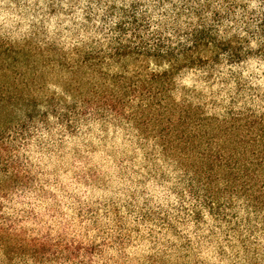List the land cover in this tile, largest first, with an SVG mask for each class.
Returning <instances> with one entry per match:
<instances>
[{"label": "trees", "instance_id": "16d2710c", "mask_svg": "<svg viewBox=\"0 0 264 264\" xmlns=\"http://www.w3.org/2000/svg\"><path fill=\"white\" fill-rule=\"evenodd\" d=\"M166 3L170 8H164ZM23 5L28 10L19 20L0 21V173L11 170V175L6 180L0 175V196L8 197L17 190L23 194L34 189L38 174L43 172L42 169H37V173H33L28 166L31 161L25 165L27 156L23 159L20 156L12 158V149L5 143L9 131L18 135L19 143L12 145L18 149L30 143V138L37 135V131H46L51 137L52 130L59 127L55 145L51 144V140L40 139L37 140V145L46 147L49 153L55 151L63 155L65 137L79 136L81 121L88 123L96 119V115L84 117L83 113L74 112L72 123H69L66 114L61 115L57 123H53L46 116L36 115L35 105L40 102L36 94L43 90L48 79L58 78L57 82H61L63 75L67 74L68 80L62 82L66 90L83 101L86 105L85 112L95 108L96 114L103 116L101 108L114 111L118 117L133 121L145 142L155 138L165 157L179 161L185 174L170 191L182 195L180 184L186 179L188 182L185 188L189 193L198 200L202 197L204 206L214 219L229 225L228 230L231 232H236L240 227L239 221L232 225L238 214L229 211L234 207L232 195L245 196L257 213L256 219L264 221V217L260 215L264 213V115L256 117L250 109L247 112L233 111L240 101H244V106L247 107L253 95L264 101V89L260 84L253 86L251 83L252 78L259 79V76L254 72H250L248 77L243 75L252 60L264 62V23L259 28L252 27L251 24L245 28L248 37H240L238 33L228 37L229 28H225L224 36L220 35V26L225 20L235 18L237 8L248 12L247 2L43 0L41 3V0H33L29 8L28 0H23ZM149 6L152 7V12H149ZM153 14L171 18L172 30L177 34V39L179 35H183L185 41H196L192 48L183 51V61L173 56V52H169L167 57L159 53L167 39L160 29L153 33L157 53L146 54L139 49H118L114 55L101 54L98 52L102 41L96 35H88L93 32L101 34L109 40V46L112 47L128 31L133 30L135 34V31L143 29L147 32L152 23L162 24L167 31L169 20L153 21ZM182 16L187 18V27L181 31L179 22ZM253 16L255 20H252ZM249 18L253 24L257 20H264V0H258V8L251 10ZM97 20L99 23H96ZM249 37L256 39V48L250 46ZM210 43L215 46L209 47ZM68 44L72 45L71 52H65ZM178 47L183 48V45ZM148 55H156L158 64L161 59L172 61L171 71L164 75L151 74L149 78ZM202 56H208V59H201ZM109 59L114 64H106ZM114 66L125 71L131 67L134 75L109 76L104 68L112 69ZM192 66H196L200 72L199 80L211 84L218 82L221 85L210 93L211 99L207 103L223 105L226 96L227 118L221 120L216 116L204 115V109L199 104L204 102L203 98L207 94L203 89L197 91L195 85L192 89L184 86L188 102L177 104L173 101L169 95V90L174 87L172 76L181 68ZM189 70L185 69L184 75ZM230 84L233 85L231 88L228 87ZM255 103L252 100V104ZM192 104L198 106L193 107ZM31 106L33 111L27 113L29 119L24 122L22 113L30 111L27 107ZM261 109H264V104H261ZM72 151L77 159H90L75 145ZM153 152L147 153V156L152 157ZM189 170L194 172L192 177H188ZM157 171L156 168L150 170V175L155 176ZM75 175L85 184H106L104 175L95 166L86 173L81 171ZM169 179L171 177L161 173L156 184L164 186ZM221 180L225 182L224 188L219 187ZM139 183L143 184L144 181ZM48 195L53 198L55 196L53 193ZM131 195L132 200L125 202L128 216L136 212L131 228L127 217L119 215V209L116 208L113 209L117 214L113 216L112 224L101 226L100 209L103 208L104 217H108V205L115 202L111 198L104 202L97 199L78 203L76 216L83 226L82 232L77 233L76 229H72L75 234H70L69 221L66 225L62 224L55 240L51 235V225L43 231L39 240H27L21 235L14 237L13 233L20 220L0 213V248H3L8 257V262L0 259V264H11L13 254L18 255L23 264H27L23 260L25 255L32 256L35 264H211L210 261L201 259L194 247L211 245V237L216 236L215 230L210 229L209 235L204 236L202 241H194L183 234L179 227L194 222L193 231L199 232L201 224L207 223L199 207L193 205L190 213L182 200L176 206L169 202V208L175 207L173 215L163 205L156 204L153 207V198L147 187L141 188L138 194L133 191ZM138 197L143 198L139 212L133 204ZM79 199L77 197L78 202ZM4 207L3 202H0V210ZM181 212L184 213L183 216L180 215ZM85 221L89 223L85 224ZM145 223H152L160 228L166 225L168 231L177 237L178 243L169 241L164 246L157 247L155 242H151L150 248L130 256L127 249L133 244L134 234L141 236L139 225ZM248 223H252V218H248ZM93 229L96 231L90 236ZM256 230L264 231V223L261 229ZM153 231L154 229L149 230V237ZM239 243L244 252L245 264H264V248L250 249L249 242L242 237V233ZM216 251L220 256L224 255L222 246ZM176 253L177 256L170 260L169 256Z\"/></svg>", "mask_w": 264, "mask_h": 264}, {"label": "clouds", "instance_id": "9594fccd", "mask_svg": "<svg viewBox=\"0 0 264 264\" xmlns=\"http://www.w3.org/2000/svg\"><path fill=\"white\" fill-rule=\"evenodd\" d=\"M43 0H41V3ZM248 3V12H244L242 9L237 8L235 18L232 20H225L223 25L220 26V35L224 36L225 28H229L227 36L232 37L233 34H237L240 37H248L249 34L245 31V28L252 27L259 28L264 20H257L254 24L252 20H255V16L252 20L249 18V13L252 9L258 8V0H243ZM33 0H28L29 8L31 7ZM164 8H170L167 3ZM23 5V0H0V21H17L21 15L27 11ZM149 12H152V7L149 6ZM160 11H163L161 9ZM169 20L168 30L165 31L162 24L152 23L149 30L145 32L143 29L138 31H128L122 39L114 42L112 47L109 46V40L105 39L101 34L95 32L89 33L88 35H96L98 39L102 41L101 50L98 53H111L119 49L123 51L125 49H139V51L157 53L156 47L157 42L153 37V33L160 29L163 33V37H167L164 41V46L160 48L159 53L163 54L164 57L168 56L169 52H173L178 60L183 61V51L190 49L194 46L196 41H185L183 35L174 33L171 26V18L159 16L158 14L152 15V20L163 21ZM186 17H181L179 27L181 31L187 27L185 24ZM195 19V17H193ZM99 23V20L96 21ZM8 25L6 24V27ZM83 36V33H82ZM162 37V38H163ZM87 38V37H84ZM232 43H235L234 41ZM249 43L252 48H256L257 41L249 37ZM183 45V48L178 45ZM215 45L210 43L209 47ZM72 45H66L65 52H71ZM147 61V72L155 75H164L171 71L173 62L168 59H161L160 63H157L156 55H148ZM78 58V57H77ZM201 59L207 60L208 56H202ZM106 64H114L109 59ZM185 69H190L186 75H184ZM235 70V69H233ZM104 71L109 76L122 74L125 76L134 75V70L130 67L127 71L114 66L112 69L107 67ZM250 72H254L259 76V79L252 78L251 83L253 86L260 84L264 89V62L258 60H252L250 66L244 70V77H248ZM227 73L225 69L224 74ZM200 72L196 69V66L184 67L180 71L176 72L172 76L173 88L169 90V95L173 101L177 104H182L187 101V93L184 90V86L188 89H192L195 85V89L199 91L203 89L205 95L204 102L200 103L199 106L204 109V115L207 117L216 116L223 120L228 117V111L225 105L228 104L227 97L224 98L223 105H212L207 103L211 99L210 93L216 88L221 87L217 82L211 84V82L205 83L198 79ZM68 75L64 74L62 81L68 80ZM58 78H50L46 81L43 90L39 92L37 98L40 102L35 105L36 115L46 116L47 119L53 123H57L61 115H67L69 123H72V114L83 113L84 117L96 115V119L90 120L88 123L81 121L80 123V135L76 137H65L66 147L63 149V155H59L57 152L49 153L46 147H38L37 140L48 141L51 140V144L55 145L57 142L55 137L59 134V127L52 130V136L44 131H37V135L30 138L31 142L22 145L18 149L12 147L19 143L18 135L14 132L9 131L5 143L12 149L11 155L14 159L16 156H20L21 159L27 156L25 165H28V161H31L33 173H37V169H42V174H38L39 178L34 186V189L28 190L20 194L17 190L16 193H10L8 197L0 196V202H3L5 207L0 210V213L19 219L20 224L13 236L21 235L27 240L33 238L39 240L44 230H47L48 226L52 227V237L55 240L56 233L61 230L62 224H68L71 221V225L68 228L70 234L72 229H76V232H82L83 226L80 225L79 220L76 216V209L78 203L91 202L99 199L101 202L111 198L115 203L108 205L109 215L104 217V209H100V225L106 226L112 224V218L117 213L113 209H119V215L127 217L129 228L132 227L134 220L132 216H128V210L125 206V202L132 200L131 193L139 190L143 187H147L149 194L153 198V207L156 204L163 205L165 208H169V202L171 205L176 206L183 201L185 208L191 213L193 205L199 207L204 216L206 224H201V230L194 232V222H190L187 226L179 225L181 232L192 238L194 241L203 240L204 236L209 235V230L214 229L216 236L211 237L213 243L208 246L197 245L194 250L201 259H205L211 262V264H245L244 252L240 246L239 240L242 237L246 238L251 248H264V231H257L261 229L264 221H258L256 219L257 213L253 211L246 197L243 195L237 196L232 195L231 199L234 207L229 209L230 212L238 213L236 219L232 221V225H235L238 221L240 227L236 232L229 231V225L218 222L210 214L209 210L204 206L203 199L194 198L189 191L185 188L187 180H183L180 184L181 194L170 191L169 189L174 185L178 184L181 178L184 177L185 169L179 166V161L172 157H165L163 149L157 144L155 138L149 139L145 142L144 137L140 134V130L135 127L133 121L125 120L122 116L117 114L110 109H100L103 116L96 114V109L92 108L85 112L86 105L83 101L74 96V94L66 90L64 83L57 82ZM218 80V78H217ZM233 85H228L231 88ZM224 96V93H221ZM219 99V97H218ZM248 100V97H245ZM52 101L50 104L49 101ZM252 100H255V105L252 104ZM261 104L264 101H260L255 95L248 101V106H244V101H240L239 104L233 108L234 112H247L249 109L254 113L256 117L264 115V109H261ZM193 107L198 106L192 104ZM30 111L23 112L24 122L28 121V112L33 111V107H27ZM38 109V111H37ZM260 109V110H257ZM42 123V121H41ZM91 129V131H89ZM146 145L141 147L140 145ZM73 145L79 147L84 153L85 157L90 159H77L73 155ZM153 149L155 151L153 152ZM153 152L152 157H148L147 153ZM131 158V159H129ZM121 161H123L121 163ZM97 167L104 175L106 184L96 186L91 183L85 184L75 174L78 172H87L89 168ZM158 169L155 176L150 175V170ZM171 177L166 181L164 186L156 184V179L160 177V174ZM3 175L4 180L11 175V170L0 173ZM194 172L188 171V177H192ZM45 181H48L45 183ZM139 181H144L143 184ZM225 182L220 181L219 187L224 188ZM49 193L55 194L54 198ZM79 197V202L77 201ZM143 202L142 197H138L137 201H133L136 207V211H140V205ZM215 206V205H213ZM169 211L175 215V207L169 208ZM163 215V213H162ZM184 215L183 212L180 213ZM264 217V213L260 214ZM33 216L35 219H33ZM248 218H252V223H248ZM191 221V216L188 217ZM231 219V216L229 217ZM85 224L89 221H85ZM178 223V222H177ZM219 223V226L217 224ZM141 230V236L134 234L133 244L128 247V254L135 255L151 247V242H155L157 247L164 246L167 242L178 243L177 237L173 236L167 226L160 228L152 223H145L139 225ZM150 229H154L152 236H148ZM111 230V229H109ZM96 229H93L89 235H93ZM227 236V239H225ZM222 246L224 255L220 256L216 249ZM239 253V256H237ZM0 259L8 262V257L5 256L3 248H0ZM23 260L27 261V264H35V260L30 255H25ZM11 264H23L21 258L13 254L11 258Z\"/></svg>", "mask_w": 264, "mask_h": 264}, {"label": "rangeland", "instance_id": "374dc122", "mask_svg": "<svg viewBox=\"0 0 264 264\" xmlns=\"http://www.w3.org/2000/svg\"><path fill=\"white\" fill-rule=\"evenodd\" d=\"M128 63H129V64H132V62H128ZM177 254H178V253L173 254L172 256H169V257H170L169 259H170V260H173V258H175V255L177 256ZM172 257H173V258H172Z\"/></svg>", "mask_w": 264, "mask_h": 264}]
</instances>
